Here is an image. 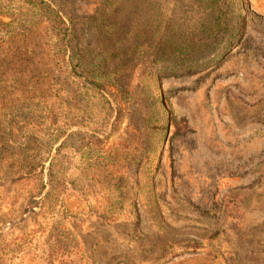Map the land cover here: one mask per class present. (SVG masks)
Returning <instances> with one entry per match:
<instances>
[{
	"label": "rangeland",
	"instance_id": "obj_1",
	"mask_svg": "<svg viewBox=\"0 0 264 264\" xmlns=\"http://www.w3.org/2000/svg\"><path fill=\"white\" fill-rule=\"evenodd\" d=\"M47 1L0 12V264H264V0Z\"/></svg>",
	"mask_w": 264,
	"mask_h": 264
},
{
	"label": "trees",
	"instance_id": "obj_2",
	"mask_svg": "<svg viewBox=\"0 0 264 264\" xmlns=\"http://www.w3.org/2000/svg\"><path fill=\"white\" fill-rule=\"evenodd\" d=\"M18 1L22 2L24 5L35 9L42 14H48L56 20L57 26L59 27L60 33L62 35V39L65 38V30H66V22L61 14L51 5V3L47 0H0V12H5L9 8L10 2ZM62 30V31H61ZM73 60V59H71ZM98 89H101L102 86L100 84H96ZM34 206V205H33Z\"/></svg>",
	"mask_w": 264,
	"mask_h": 264
}]
</instances>
